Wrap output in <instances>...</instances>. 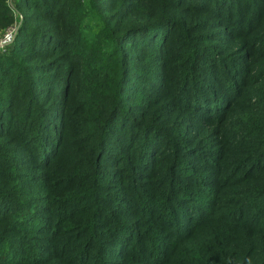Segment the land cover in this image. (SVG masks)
I'll return each instance as SVG.
<instances>
[{
  "label": "trees",
  "instance_id": "16d2710c",
  "mask_svg": "<svg viewBox=\"0 0 264 264\" xmlns=\"http://www.w3.org/2000/svg\"><path fill=\"white\" fill-rule=\"evenodd\" d=\"M236 1L0 0V33L14 13L22 16L0 52V264L27 256L17 244L30 237L33 213L55 220L59 234L82 226L74 230L89 243L78 257L90 262L101 217L84 208L87 191L102 187L97 174L130 162L163 167L166 155L172 159L159 176L175 183L177 148L193 149L181 143L186 128L214 137L223 156L249 167L264 162V0ZM205 62L214 88L196 95L198 82L206 87ZM178 106L193 113L192 123L177 116ZM211 119L216 129L208 131ZM28 170L42 171L38 182ZM240 170L225 180L236 188L232 200L243 204L252 192L264 200ZM244 213L217 225L206 218L199 231L186 227L160 264H264V219ZM119 244L120 258L159 264Z\"/></svg>",
  "mask_w": 264,
  "mask_h": 264
},
{
  "label": "rangeland",
  "instance_id": "374dc122",
  "mask_svg": "<svg viewBox=\"0 0 264 264\" xmlns=\"http://www.w3.org/2000/svg\"><path fill=\"white\" fill-rule=\"evenodd\" d=\"M238 2L240 0L236 1ZM9 4L14 11V5L10 1ZM167 48V44L160 45L156 51L162 53L167 51ZM203 55L204 60L208 56L214 57L211 54ZM203 66L201 77L206 79L204 84L206 87L201 88V83L198 82L196 95L204 94L208 87L214 88L209 86V82L213 80L209 72L210 67L206 62ZM162 86L164 83H159V87ZM178 103L184 104L180 100ZM192 114L185 112L181 106L177 108V116L187 122H193V119H188ZM212 129L216 127L211 119L208 131ZM193 131V128H186L180 134L186 139V142L181 143H191L193 149L177 148L174 154L176 166L173 167V175L177 181L173 184H168L167 181L162 184V178L159 176L160 172L169 168L168 164L172 157L166 155L160 156V161L164 159L163 162L159 161L163 167H134L130 162L129 167L107 166L97 174L102 187L98 188V193L91 188L87 191L90 198L84 208L90 210L89 217L96 213L101 217L93 228L97 234V242L92 247L93 255L90 262L78 257L79 252L89 243L87 238L80 236L81 231L74 230H82L80 229L82 226L74 223L65 230V234H59V224L55 220L46 218L47 215L42 217L34 213L29 230L30 237L26 238V244H17L27 256H17L16 260L21 261V264H42L60 253L63 257L53 258L50 264H137L132 255L131 258H120L119 252L123 251V246L119 243L125 240V243H129V248L136 253L146 251L152 256V260L160 264L171 257L172 249L181 245L175 235H183L186 227H194L199 231L206 218L217 225V221L222 219L223 215H227V219L233 216L239 218L245 211L243 217L248 215L255 217L260 213L261 219H264V212H260L264 210V200H259L258 195L252 192L243 196L245 197L243 204H236L235 200H232L235 199L236 188L225 183L226 179H233L235 167L241 164L238 177L250 179L249 189L256 191L264 189V162L256 167H249L252 166V162L242 163L238 157L223 156L214 137L204 132L202 136L195 137ZM30 151L29 149L25 154L34 159L35 156ZM24 173L38 182L37 175L42 171L28 170ZM92 178L93 176L90 177ZM92 185L89 182L88 187ZM110 199L112 205L106 204ZM260 199H264V195ZM229 204L231 206H227Z\"/></svg>",
  "mask_w": 264,
  "mask_h": 264
},
{
  "label": "built area",
  "instance_id": "2783aa9c",
  "mask_svg": "<svg viewBox=\"0 0 264 264\" xmlns=\"http://www.w3.org/2000/svg\"><path fill=\"white\" fill-rule=\"evenodd\" d=\"M15 20L14 23L8 26L5 30L0 33V52H4L6 47L14 40L18 23L21 21L22 16L20 14L14 13Z\"/></svg>",
  "mask_w": 264,
  "mask_h": 264
}]
</instances>
